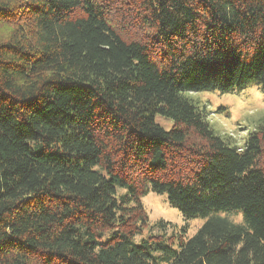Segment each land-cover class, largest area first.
<instances>
[{
  "label": "trees",
  "instance_id": "16d2710c",
  "mask_svg": "<svg viewBox=\"0 0 264 264\" xmlns=\"http://www.w3.org/2000/svg\"><path fill=\"white\" fill-rule=\"evenodd\" d=\"M248 80L264 0H0V264H264V119L240 144L185 95Z\"/></svg>",
  "mask_w": 264,
  "mask_h": 264
},
{
  "label": "rangeland",
  "instance_id": "374dc122",
  "mask_svg": "<svg viewBox=\"0 0 264 264\" xmlns=\"http://www.w3.org/2000/svg\"><path fill=\"white\" fill-rule=\"evenodd\" d=\"M185 95L195 99L198 106L207 112V120L212 129L222 135H233L240 144L247 132L264 119V93L253 80L230 91L207 89ZM154 119L164 129H170L173 125V120L164 115L156 114ZM142 204L150 223L162 219L171 222L177 229L186 226V238L192 236L204 222L201 216L185 218L177 208L168 203L164 194L149 192L142 197ZM237 214L240 213H228L235 221L240 219ZM170 230L169 227L167 232ZM147 234L148 231L144 230L143 235L137 236L136 240Z\"/></svg>",
  "mask_w": 264,
  "mask_h": 264
}]
</instances>
